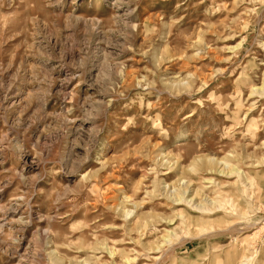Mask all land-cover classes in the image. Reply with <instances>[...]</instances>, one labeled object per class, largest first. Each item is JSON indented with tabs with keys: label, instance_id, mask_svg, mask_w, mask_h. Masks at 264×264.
<instances>
[{
	"label": "rangeland",
	"instance_id": "1",
	"mask_svg": "<svg viewBox=\"0 0 264 264\" xmlns=\"http://www.w3.org/2000/svg\"><path fill=\"white\" fill-rule=\"evenodd\" d=\"M263 81L264 0H0V264H264Z\"/></svg>",
	"mask_w": 264,
	"mask_h": 264
},
{
	"label": "bare ground",
	"instance_id": "2",
	"mask_svg": "<svg viewBox=\"0 0 264 264\" xmlns=\"http://www.w3.org/2000/svg\"><path fill=\"white\" fill-rule=\"evenodd\" d=\"M233 48H235V46L233 47ZM263 84H264V81H263ZM263 86V85H262ZM263 88V87H262ZM257 89V88H256ZM259 89H261V87L259 88ZM258 89V90H259ZM255 90V89H254ZM261 91V90H260ZM225 166V165H224ZM219 172L220 173H224V174H228V175H232V174H235V175H237V176H239V174H240V172L239 171H237L236 170V168L235 167H230L229 169H227V170H225L223 167L222 168H219ZM234 175V176H235ZM186 195V191L185 190H183L182 191V193L181 194H179V198H177V200L176 201H182V200H184L185 198H184V196ZM191 200V199H190ZM192 201V200H191ZM170 233L168 234L169 236L171 235V233H172V231H169Z\"/></svg>",
	"mask_w": 264,
	"mask_h": 264
}]
</instances>
